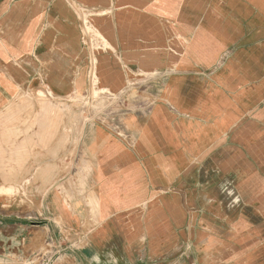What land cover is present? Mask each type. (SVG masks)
I'll list each match as a JSON object with an SVG mask.
<instances>
[{"label": "crops", "instance_id": "1", "mask_svg": "<svg viewBox=\"0 0 264 264\" xmlns=\"http://www.w3.org/2000/svg\"><path fill=\"white\" fill-rule=\"evenodd\" d=\"M93 81L137 108L89 123L79 188L0 218V264H264V0H0V114ZM44 115L13 171L61 173Z\"/></svg>", "mask_w": 264, "mask_h": 264}, {"label": "rangeland", "instance_id": "2", "mask_svg": "<svg viewBox=\"0 0 264 264\" xmlns=\"http://www.w3.org/2000/svg\"><path fill=\"white\" fill-rule=\"evenodd\" d=\"M19 97L20 100L29 102L25 105L26 108L16 111L7 109L0 114V218L26 219L36 216L44 208L39 201L48 196L46 186L50 185V178L51 182L61 180L62 183H70L79 188L87 176L78 174L77 171L85 163L82 159V139L83 135L88 134L89 123L95 119L112 118L115 114L134 110L138 106L128 94L108 98L95 81L80 93L59 96L44 87L19 95L17 101H20ZM149 101L151 102L150 97L142 102ZM36 106L40 109H36ZM43 115L51 119L50 143L45 149L52 158L60 161L61 173L56 175L13 171L17 166L24 170L29 165L28 162H32L35 151H30L27 142L16 140L24 138L23 135L36 128L35 119ZM19 144H22L21 149H17ZM19 152L22 156L18 159L16 156ZM57 257L58 255L51 257V261H45V264H54Z\"/></svg>", "mask_w": 264, "mask_h": 264}, {"label": "built area", "instance_id": "3", "mask_svg": "<svg viewBox=\"0 0 264 264\" xmlns=\"http://www.w3.org/2000/svg\"><path fill=\"white\" fill-rule=\"evenodd\" d=\"M104 93H106V92H104ZM107 95H108V98L110 97V98H112V97H114V95H111V94H109V93H106ZM108 100V99H107Z\"/></svg>", "mask_w": 264, "mask_h": 264}, {"label": "bare ground", "instance_id": "4", "mask_svg": "<svg viewBox=\"0 0 264 264\" xmlns=\"http://www.w3.org/2000/svg\"><path fill=\"white\" fill-rule=\"evenodd\" d=\"M40 166V165H39Z\"/></svg>", "mask_w": 264, "mask_h": 264}]
</instances>
